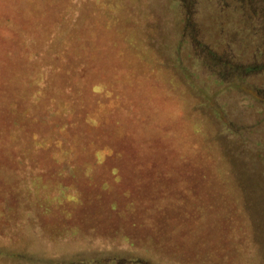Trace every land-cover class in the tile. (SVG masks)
Instances as JSON below:
<instances>
[{
    "label": "rangeland",
    "instance_id": "1",
    "mask_svg": "<svg viewBox=\"0 0 264 264\" xmlns=\"http://www.w3.org/2000/svg\"><path fill=\"white\" fill-rule=\"evenodd\" d=\"M250 2L0 0V264H264Z\"/></svg>",
    "mask_w": 264,
    "mask_h": 264
},
{
    "label": "trees",
    "instance_id": "2",
    "mask_svg": "<svg viewBox=\"0 0 264 264\" xmlns=\"http://www.w3.org/2000/svg\"><path fill=\"white\" fill-rule=\"evenodd\" d=\"M251 0H247L246 6L249 9L250 12H252V9L254 8V6L252 5V3L250 2ZM263 35V34H262ZM259 49V47H258ZM264 51V50H263ZM264 55V54H263Z\"/></svg>",
    "mask_w": 264,
    "mask_h": 264
}]
</instances>
